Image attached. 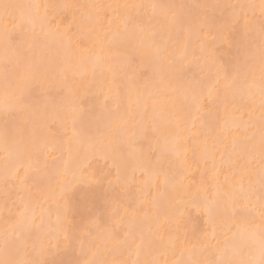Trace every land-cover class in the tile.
Wrapping results in <instances>:
<instances>
[{"label":"snow or ice","instance_id":"6c2138e0","mask_svg":"<svg viewBox=\"0 0 264 264\" xmlns=\"http://www.w3.org/2000/svg\"><path fill=\"white\" fill-rule=\"evenodd\" d=\"M59 9H79L81 30L92 42V47H87L81 41L73 43L66 33L56 35L54 40L63 41L68 52L67 66L59 69L60 74L67 82L71 63L80 52L79 63L90 56L101 68L102 79L97 81L94 78L88 86L115 88L116 91L117 103L107 110L99 139L85 146L86 152L94 151L106 162L110 160L111 166L89 171L87 164H81L76 172H70L66 162L59 171L62 187L57 196L54 225H46L44 216H37L35 211L29 215L25 205L19 216L0 234V264H129L127 260L107 258L114 251L134 255L131 264H169L158 253L161 248L174 252L181 243L180 218L183 216V210L171 201L169 213L174 227L166 241L158 229L140 227L133 218L127 222L122 235L109 230L104 243L96 244L92 228H99V224L92 218V211L96 200L106 195V190L102 192L101 189L105 181L111 183L109 177L113 169L118 179L129 169L133 178L137 171L141 172L146 177L145 183H150L159 194L153 198V207L168 199L169 190L174 191L180 185L171 167H166V162L171 165L172 159L179 160L182 156L186 162L188 139H198L184 135L185 105L182 100L191 98L198 111L207 107L202 100L206 85L202 80H187L169 71L187 58L188 51L185 44L177 56L174 49H169V38L174 33L212 35L213 29L214 39L223 41L235 52L229 64L218 70L223 72V78L217 80V85L223 84L225 96L228 93L239 95L251 103L244 138L233 141L234 148L242 145L243 163L240 165L238 187L230 186L226 192L223 211L218 202L220 189L210 201L205 200L204 211L211 233L206 231L203 240L191 247L181 246V255L187 252L190 259L175 260L171 264H264V0H259V3L123 5H39L0 0V15L6 21L9 18L14 21L18 14L24 18L32 11L36 17L47 19ZM121 9L126 11L121 14ZM94 18L97 21L108 18L110 26L116 20L120 23L114 31L110 30L103 36L93 35L96 33L91 23ZM5 35L9 47H12L7 30ZM130 41L138 43L157 70L144 82L123 73L127 61L126 45ZM204 50L205 45L201 41V52ZM5 55L3 144L7 171L9 158H15L20 166L26 168L39 163L36 154L41 131L27 118L26 96L41 78L55 70L33 60L22 49L12 47L9 60L6 47ZM76 87L75 81L67 84L69 95H74ZM207 94L211 102L212 90L209 89ZM257 96L258 122L254 118ZM216 98H220L219 90ZM11 113L23 116L21 126L9 121ZM77 119L76 106L70 104L68 122L73 127L74 136L78 135ZM195 126L193 120L188 131L191 132ZM77 189L87 190L91 196L73 199L70 194ZM59 200L64 201L63 205H59ZM46 211L51 217L52 210ZM85 218L91 228L79 229L80 220ZM209 249H212V258L203 261L196 258ZM54 255L61 258H50Z\"/></svg>","mask_w":264,"mask_h":264},{"label":"bare ground","instance_id":"6f19581e","mask_svg":"<svg viewBox=\"0 0 264 264\" xmlns=\"http://www.w3.org/2000/svg\"><path fill=\"white\" fill-rule=\"evenodd\" d=\"M21 4H73V5H123L137 3H259V0H6ZM94 11V10H85ZM126 10H119L123 14ZM43 13V9H40ZM132 14L135 15L134 10ZM29 16L32 19H29ZM81 14L79 9H59L47 19L36 17L35 11L21 18L18 14L13 21H7L0 15V234L19 216L27 205L28 213L33 211L44 216L45 224L54 225L55 211L58 207L57 196L61 192L62 180L59 171L67 162L70 172H76L81 164H87L88 170L107 169L111 161H105L94 151H85L88 143H95L103 131V119L109 108L117 103L115 88L89 87L88 82L102 79L101 68L95 64L90 56L82 63L78 62L81 54L77 53L68 72V81L60 74L59 69L67 66V46L63 41L54 40L58 34L66 33L73 40L81 41L87 47L92 42L85 38L81 30ZM96 33L103 36L106 32L114 31L120 23L118 20L109 25L108 18L92 20ZM243 22H241V25ZM131 27V25H130ZM11 38L12 47L27 52L33 60L50 66L55 71L41 78L26 96L28 106L27 118L41 131V141L37 145L38 164L30 168L20 166L15 158H9L8 169L4 167L5 151L3 144L4 114V66L5 49L8 48V58L11 60L12 47H9L5 31ZM212 35H189L187 33L173 34L169 38V49L175 50L176 55L188 45L187 58L175 64L169 71L182 75L187 80L204 81L206 87L202 98L207 107L197 110L196 103L189 98L182 102L185 105V133L188 139L186 162L182 156L179 160L172 159L170 166L180 185L173 191L169 190L168 199L153 207L152 201L159 194L152 189L150 183H145L146 177L141 172L135 173L133 178L131 169L117 178L113 169L109 181L104 182L106 195L97 199L92 211V218L96 219L99 228H92V238L96 244H103L107 232H119L127 228V222L133 218L143 228L149 226L158 229L159 234L166 241L169 231L174 227L169 213V201L183 210L181 220L180 239L174 252L161 248L162 260L169 264L175 260L190 259L187 252L181 255V246L191 247L197 241H202L207 231L211 233L204 211L205 200H211L217 189H220L218 202L221 211L227 201L226 192L230 186H237L240 178L242 145L233 147V141H242L245 135L246 122L249 119L251 103L239 95L228 93L225 96L223 84L217 85V80L223 78V72L218 71L227 66L234 57V49H230L223 41L214 39ZM201 41L205 50L201 52ZM82 52V50H81ZM127 61L123 66V73L130 78L144 82L154 76L156 68L142 53L138 43L130 41L126 45ZM11 68V63H9ZM75 81L77 87L74 95H69L67 84ZM212 90L211 102L208 90ZM220 91V98H216V91ZM74 104L78 119L76 131L68 122V106ZM254 118L259 120V97L256 101ZM9 121L17 127L23 123L21 114L11 113ZM195 129L191 132L192 121ZM100 129V131H98ZM83 145V146H82ZM147 148V143H144ZM171 159V158H170ZM18 172V174H17ZM90 197L87 190L77 189L71 193L73 199L79 200V195ZM84 194V195H83ZM81 196V197H82ZM78 197V198H77ZM64 201L59 200V205ZM51 209V217L47 214ZM79 229L91 228L87 218L80 220ZM221 239H223L221 237ZM185 241L189 243L185 244ZM215 243V241H213ZM212 249L196 258L207 260L212 258ZM50 258L59 259L60 256ZM109 259L127 260L129 264L135 259L127 252L114 251L108 255Z\"/></svg>","mask_w":264,"mask_h":264},{"label":"rangeland","instance_id":"374dc122","mask_svg":"<svg viewBox=\"0 0 264 264\" xmlns=\"http://www.w3.org/2000/svg\"><path fill=\"white\" fill-rule=\"evenodd\" d=\"M84 195V194H83ZM81 196H82V193H81ZM81 196L79 195V199L81 198ZM78 198V197H77ZM78 200V199H77Z\"/></svg>","mask_w":264,"mask_h":264}]
</instances>
